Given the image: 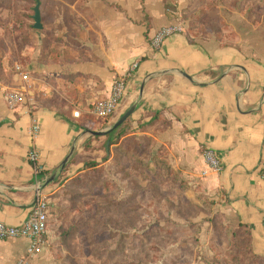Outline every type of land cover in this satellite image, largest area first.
<instances>
[{
  "label": "crops",
  "instance_id": "1",
  "mask_svg": "<svg viewBox=\"0 0 264 264\" xmlns=\"http://www.w3.org/2000/svg\"><path fill=\"white\" fill-rule=\"evenodd\" d=\"M207 1L81 0L80 10L69 2L64 21L42 24L57 30L54 38L40 34L32 47L0 55L1 222L21 224L37 184L48 198L56 175L77 166L72 156L84 150L86 130L98 127L89 119L93 103L108 97L113 81L135 60L126 96L106 126L134 101L136 108L104 142L133 129L162 145L177 171H206L202 179L217 191L219 216L246 231L252 251L264 258V6ZM189 12L192 33L184 17ZM179 15L185 29L152 47L156 31L182 22ZM20 57L30 75V106L10 108L4 93L25 86L14 71ZM32 118L39 124L33 137ZM30 146L38 152V174L27 158ZM206 147L219 155L221 170L205 167ZM27 243L22 237L0 240V264H15Z\"/></svg>",
  "mask_w": 264,
  "mask_h": 264
},
{
  "label": "rangeland",
  "instance_id": "2",
  "mask_svg": "<svg viewBox=\"0 0 264 264\" xmlns=\"http://www.w3.org/2000/svg\"><path fill=\"white\" fill-rule=\"evenodd\" d=\"M39 1L45 25L64 21L67 3L80 10L81 2ZM244 1L264 6V0ZM229 2L238 7L243 0ZM34 5L35 0H0V55L32 47L40 34L54 38L57 30L33 28ZM192 15L184 14L190 33ZM89 119L98 126L89 130L104 129L108 121L92 114ZM134 132L121 129L107 142L105 136H86L84 150L71 158L77 166L56 175L47 198L46 243L32 257L34 264H264L249 234L219 216L217 191L202 179L206 171H177L162 145Z\"/></svg>",
  "mask_w": 264,
  "mask_h": 264
},
{
  "label": "built area",
  "instance_id": "3",
  "mask_svg": "<svg viewBox=\"0 0 264 264\" xmlns=\"http://www.w3.org/2000/svg\"><path fill=\"white\" fill-rule=\"evenodd\" d=\"M183 30V23L177 22L160 27L150 40V45L158 48L163 40L175 32ZM137 61H132L124 76L116 78L111 86L108 97L95 101L90 109V113L96 118H109L116 111L119 104L126 96V78L137 68ZM14 71L18 77L24 82L25 86L20 90H9L4 93V100L10 108L19 104L30 106L28 99L29 92L27 90V83L29 81V72L21 64L14 65ZM75 117L79 116V112H73ZM39 131V124L36 118H32L28 127L29 136H36ZM205 163L215 171L222 168L221 160L216 151L212 148H204L202 154ZM27 158L32 165L34 173L38 174L41 170L38 163L39 156L34 146H30L27 151ZM39 183L35 190V201L33 202L30 213L25 221L18 225H10L0 221V240L9 238H26L28 243L26 245L25 254L19 258L15 264H30L29 260L41 254L44 249L48 227V199L41 194Z\"/></svg>",
  "mask_w": 264,
  "mask_h": 264
},
{
  "label": "water",
  "instance_id": "4",
  "mask_svg": "<svg viewBox=\"0 0 264 264\" xmlns=\"http://www.w3.org/2000/svg\"><path fill=\"white\" fill-rule=\"evenodd\" d=\"M33 10V14H32V20H33V28L35 29H41L42 28V23H41V13H40V1L39 0H35V5L32 8ZM185 75V74H184ZM186 77L189 78V76L185 75ZM142 89V85L140 88V91ZM137 105V101H134L112 124H110L109 126H106L104 129L101 130H86V132H88L89 134L93 135V136H104L108 133H110L111 131H113L114 129H116L119 125H121L126 118L135 110ZM69 156H67L63 162L61 167H64V165L67 163ZM54 178V176H52V178H50L48 181L52 180Z\"/></svg>",
  "mask_w": 264,
  "mask_h": 264
},
{
  "label": "trees",
  "instance_id": "5",
  "mask_svg": "<svg viewBox=\"0 0 264 264\" xmlns=\"http://www.w3.org/2000/svg\"><path fill=\"white\" fill-rule=\"evenodd\" d=\"M109 141H111L110 139H109ZM111 143V142H110ZM94 163H92V165H93ZM83 165H85V164H83ZM259 256V255H258ZM260 257V256H259ZM261 258H263V257H261Z\"/></svg>",
  "mask_w": 264,
  "mask_h": 264
}]
</instances>
